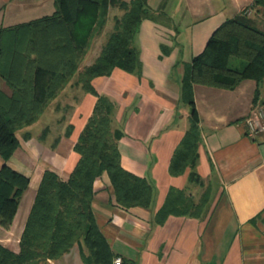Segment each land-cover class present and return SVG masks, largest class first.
Here are the masks:
<instances>
[{
  "label": "crops",
  "instance_id": "0c3cea01",
  "mask_svg": "<svg viewBox=\"0 0 264 264\" xmlns=\"http://www.w3.org/2000/svg\"><path fill=\"white\" fill-rule=\"evenodd\" d=\"M148 5L157 19L146 17L135 36L138 70L114 67L110 74L91 79L94 91L86 89L78 75L91 65H85L87 53L74 78L40 117L16 131L19 146L9 162L30 183L10 226L0 224V244L16 254L21 251L45 171L64 181L70 178L81 157L76 144L99 97L105 96L112 102L114 129L122 133L121 165L150 183L151 202L122 205L103 172L94 182L92 208L112 251L110 261L87 263V246L81 242L38 264H115L118 257L121 264H264V139L261 133L249 135L243 124L253 109L264 105V78L259 83L246 79L233 89L194 85L198 158L194 165L172 170L193 122L192 107L182 95L187 65L228 18L249 9L264 29V13L253 0H148ZM54 11V0H0V29ZM3 84L0 79L1 90ZM181 102L189 109L181 110ZM53 104L65 114L40 135L34 128ZM3 163L0 154V169ZM174 189L187 190L201 207L194 213H161Z\"/></svg>",
  "mask_w": 264,
  "mask_h": 264
},
{
  "label": "trees",
  "instance_id": "16d2710c",
  "mask_svg": "<svg viewBox=\"0 0 264 264\" xmlns=\"http://www.w3.org/2000/svg\"><path fill=\"white\" fill-rule=\"evenodd\" d=\"M253 3L264 13V0H253ZM54 4L52 14L0 29V63L19 59L22 76L34 75L29 87L24 80L19 85L8 78L13 95L6 100L0 94V154L4 159L0 169V224L4 227L10 226L30 183V178L9 162L19 146L16 131L36 121L74 78L89 47L94 24L98 20L103 25L111 7L124 11L117 23L119 30L103 54L78 75V81L86 89H92L94 76L110 74L114 67L130 72L138 70L140 58L132 42L146 17L157 19L148 0H54ZM10 33H16L13 41L7 38L6 34ZM232 57L244 60V66L232 68ZM263 78L264 29L246 12L228 18L186 67L182 95L192 107L193 122L174 155V172L194 165L198 158L199 116L194 85L233 89L246 79L259 83ZM111 112L112 102L100 96L76 144L81 157L70 178L64 181L56 172L45 171L22 235L21 251L16 254L0 244V264H38L42 258L61 256L81 241L90 251L89 255L84 254L87 263L110 261L112 251L92 208L96 178L106 171L117 201L126 207L146 206L153 195L147 180L122 167L118 149L122 133L116 129L112 134ZM183 191L172 190L161 213H194L201 207L189 196L174 201L177 198L174 195Z\"/></svg>",
  "mask_w": 264,
  "mask_h": 264
},
{
  "label": "rangeland",
  "instance_id": "374dc122",
  "mask_svg": "<svg viewBox=\"0 0 264 264\" xmlns=\"http://www.w3.org/2000/svg\"><path fill=\"white\" fill-rule=\"evenodd\" d=\"M249 7H252V6H248V8ZM245 12L249 15V17L256 20L255 14H253V12L251 13V11H249V9H246ZM123 15H124L123 10H121L118 7H111L109 9L107 15H106V19H105V22L103 25H101L100 21L97 20V22L94 24V27L92 30V36H91V40L89 43V47H88L86 53L84 54V58H85L87 53H88L86 61H85V65H90V64L94 63L97 60V58H99L103 54L104 48L107 46L109 40L112 38L113 34L119 30L117 23H118L119 19H122ZM6 35H7V38L9 39V41L10 40L13 41V39H14L13 36L16 35V33H14V34L10 33V34H6ZM20 36H21V33H20ZM22 37H23V34H22ZM134 40L132 42V46H134ZM21 42L22 43L20 44V46L24 45V42L22 41V39H21ZM9 45H10V43H9ZM14 48H15V46H14ZM23 48H25V46H23ZM19 58H20V54H19ZM17 60H18V62H17ZM17 60H14L12 63H7V61L3 64L0 63V79L4 83L3 84L4 88L2 90L0 89V94L4 95L6 100H7V98H9L13 95V90H14L13 87L8 82V78L10 80H13L16 83H19V85H22L23 82H21V80H24V81H26L25 85L27 87H29V83L31 85V79H32L31 76H34L31 74H27V73H24L22 76V73H21L22 71H20V67H21L20 62H19V59H17ZM83 60H82V62H83ZM244 64H245V61L241 60L240 58L232 57L230 60V66L232 68L240 69L244 66ZM37 94H39V92H37ZM54 105L55 104L50 106L45 111V113L43 114V116L41 118V122H39L37 124V126H35L34 130L38 134L41 135L43 133V130L45 127L56 125L57 118H60L62 115L65 114L64 108L59 109V111H58ZM184 108L189 109L188 105L181 102L180 103V109L183 110ZM111 116L113 117V121H114L112 123L113 127L111 126V129H112L111 131H112V134H114L115 130H116V129H114V128H116L115 115H111ZM53 137L54 136L49 137V142L54 139ZM187 192L188 191L185 190L180 194H175L174 196H177V198L174 199V201H179V200L183 199L184 196L187 197L188 196ZM81 242H83V241H81ZM81 242H76V243H81ZM89 253H90V251L87 248L86 255H89Z\"/></svg>",
  "mask_w": 264,
  "mask_h": 264
},
{
  "label": "built area",
  "instance_id": "2783aa9c",
  "mask_svg": "<svg viewBox=\"0 0 264 264\" xmlns=\"http://www.w3.org/2000/svg\"><path fill=\"white\" fill-rule=\"evenodd\" d=\"M243 124L247 128L249 135L255 136L261 133L264 139V105L253 109L251 114L243 120ZM120 257L115 259V264H121Z\"/></svg>",
  "mask_w": 264,
  "mask_h": 264
}]
</instances>
